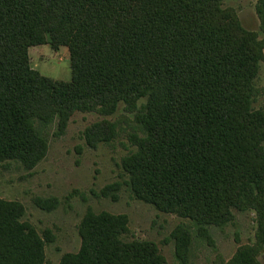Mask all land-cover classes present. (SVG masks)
<instances>
[{
  "label": "trees",
  "instance_id": "obj_1",
  "mask_svg": "<svg viewBox=\"0 0 264 264\" xmlns=\"http://www.w3.org/2000/svg\"><path fill=\"white\" fill-rule=\"evenodd\" d=\"M224 3L0 0V161L32 168L48 152L51 124L64 132L77 112L109 116L123 103L141 131L122 162L133 194L202 229L254 210L256 242L228 264H262L264 110L254 100L264 42ZM256 10L264 30V0ZM37 45L66 47L72 73L98 84L95 98L34 69ZM117 134L108 119L85 129L92 147ZM24 212L0 198V264H46V240ZM128 230L126 215L90 212L79 251L60 264H167L153 242L124 240ZM187 243L178 237L180 250Z\"/></svg>",
  "mask_w": 264,
  "mask_h": 264
},
{
  "label": "rangeland",
  "instance_id": "obj_2",
  "mask_svg": "<svg viewBox=\"0 0 264 264\" xmlns=\"http://www.w3.org/2000/svg\"><path fill=\"white\" fill-rule=\"evenodd\" d=\"M257 0H225L236 10L242 25L264 42V30L256 10ZM32 67L56 80L74 79L80 91L95 98L98 84L72 73L68 49L49 45L29 49ZM254 107L264 110V58L255 81ZM136 111L120 104L113 115L98 112L75 113L64 132L51 124L46 133L49 148L36 166L19 161H0V198L19 202L30 223L45 238L46 264H60L67 253L81 247L80 225L92 213L109 212L128 218L126 241L153 242L167 264H228L238 248L256 242L254 210H234L231 221L220 226L200 228L192 220L157 209L139 200L132 192L123 159L136 149L133 139L141 134ZM108 119L118 125V134L95 147L87 144L85 129L95 121ZM188 234V235H187ZM187 237L185 250L178 237ZM264 264V249L258 254Z\"/></svg>",
  "mask_w": 264,
  "mask_h": 264
}]
</instances>
